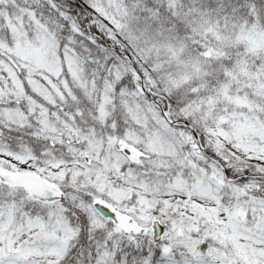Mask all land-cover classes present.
Wrapping results in <instances>:
<instances>
[{"label": "snow or ice", "instance_id": "6c2138e0", "mask_svg": "<svg viewBox=\"0 0 264 264\" xmlns=\"http://www.w3.org/2000/svg\"><path fill=\"white\" fill-rule=\"evenodd\" d=\"M0 264H264V0H0Z\"/></svg>", "mask_w": 264, "mask_h": 264}]
</instances>
